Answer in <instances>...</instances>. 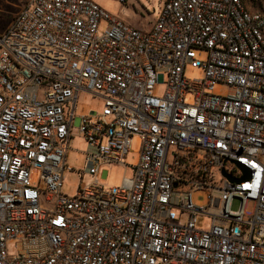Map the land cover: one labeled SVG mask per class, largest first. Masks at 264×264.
Listing matches in <instances>:
<instances>
[{
    "label": "built area",
    "instance_id": "obj_1",
    "mask_svg": "<svg viewBox=\"0 0 264 264\" xmlns=\"http://www.w3.org/2000/svg\"><path fill=\"white\" fill-rule=\"evenodd\" d=\"M83 91L105 110L76 117ZM75 127L92 181L70 197ZM135 137L132 178L100 185ZM0 264H264V13L161 0L143 30L94 0H28L0 33Z\"/></svg>",
    "mask_w": 264,
    "mask_h": 264
},
{
    "label": "rangeland",
    "instance_id": "obj_2",
    "mask_svg": "<svg viewBox=\"0 0 264 264\" xmlns=\"http://www.w3.org/2000/svg\"><path fill=\"white\" fill-rule=\"evenodd\" d=\"M27 1L28 0H0V33L8 27L13 17L20 12ZM94 1L117 19L143 30L149 28L158 18L161 3V0H126L124 4L115 0ZM245 3L250 10L264 13V4L253 2L252 0H245ZM198 58L201 61H205L206 53L198 50ZM203 77L204 71L202 69L193 68L190 65L187 66L186 78L202 79ZM164 90L165 86L159 85L155 90V94L161 96ZM212 93L220 96H227L229 94V87L224 84H217ZM104 110L105 105L103 99L87 91L80 93L77 102L76 117L89 116L92 112L102 113ZM74 134L75 137L68 153L67 163L70 167H73L76 172H68L65 174L64 185V193L70 197L75 196L81 185L89 184L92 181V177L89 175H82L86 169L85 153L88 148L87 141L83 136L79 135L77 127L74 128ZM141 144V139L135 137L130 151L123 161V163L129 165V167H125L124 164H113L103 167L97 179L98 183L106 188L120 187L125 177L132 178V166L138 165ZM37 179L38 176L36 175L33 179L34 182H36ZM194 201L199 206H206V193H195ZM235 205H239V202L235 203ZM208 225V219H200L199 226L201 228H206Z\"/></svg>",
    "mask_w": 264,
    "mask_h": 264
}]
</instances>
